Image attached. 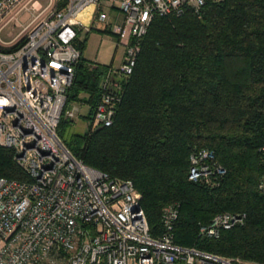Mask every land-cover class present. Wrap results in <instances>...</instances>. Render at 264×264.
Masks as SVG:
<instances>
[{
    "label": "trees",
    "instance_id": "obj_1",
    "mask_svg": "<svg viewBox=\"0 0 264 264\" xmlns=\"http://www.w3.org/2000/svg\"><path fill=\"white\" fill-rule=\"evenodd\" d=\"M79 33L74 44L81 56L66 106L83 100L88 120L109 65L83 57ZM122 87L110 126L66 140L70 121L61 118L67 148L133 182L152 236L165 232L163 209L173 205L176 244L264 264V0L207 1L199 13L155 16ZM201 148L213 150L225 169L211 184L188 179L190 155ZM0 176L27 179L5 147ZM222 212H245V222L217 238L201 237L199 226Z\"/></svg>",
    "mask_w": 264,
    "mask_h": 264
},
{
    "label": "built area",
    "instance_id": "obj_2",
    "mask_svg": "<svg viewBox=\"0 0 264 264\" xmlns=\"http://www.w3.org/2000/svg\"><path fill=\"white\" fill-rule=\"evenodd\" d=\"M207 1L214 0H56L43 14L50 0L22 25L17 15L35 9L34 3L0 0V23L5 19L0 29L12 20L26 30L22 42L14 37L7 41L10 47L0 44V147L13 151L27 175L0 176V264H247L176 244L173 205L163 209L165 232L152 236L133 182L86 164L58 133L61 118H73L81 109L77 103L66 106L81 56L74 44L78 30L109 22L106 6L122 16L117 32L125 55L101 80L100 98L87 122L94 131L113 123L122 83L153 18L199 13ZM224 173L213 150L191 153L189 180L211 184ZM259 187L264 190V182ZM245 219V212L218 213L199 226V235L217 238Z\"/></svg>",
    "mask_w": 264,
    "mask_h": 264
},
{
    "label": "rangeland",
    "instance_id": "obj_3",
    "mask_svg": "<svg viewBox=\"0 0 264 264\" xmlns=\"http://www.w3.org/2000/svg\"><path fill=\"white\" fill-rule=\"evenodd\" d=\"M25 1L27 0H22V3ZM49 1L50 0H30L28 6H31V4L34 3L35 9L22 10L19 12L17 15L19 22L22 23V25L27 23L32 16V12L37 13L39 9L45 8L49 4ZM55 2L56 0H52V4L45 10V12H43V14L51 9ZM104 9L109 12L111 8L108 10L106 6ZM3 21H5V19ZM2 22L0 23V26L4 23ZM106 28L110 29L109 22H98L90 31H82L80 39H85L83 57L90 61H97L106 65H112L113 67H119L122 64L125 55V45L119 42V35L116 26L110 29L113 33L105 31ZM21 29V25L15 24L12 20L9 21L0 29V44L3 47H10L11 43H7V41L14 37H17L15 41L20 39L19 41L22 42L25 38L26 30L21 32ZM78 97L83 98L85 97V94H79ZM72 103L79 104L81 109L73 118L68 119L67 117H64V119L70 121L65 128L64 139L66 140L69 139L72 134L83 133L87 130L88 120L85 119V114L89 108V106H87L88 104L84 103L83 100L73 101Z\"/></svg>",
    "mask_w": 264,
    "mask_h": 264
},
{
    "label": "crops",
    "instance_id": "obj_4",
    "mask_svg": "<svg viewBox=\"0 0 264 264\" xmlns=\"http://www.w3.org/2000/svg\"><path fill=\"white\" fill-rule=\"evenodd\" d=\"M108 17H109V27L110 29L118 27V25L121 23L122 16L119 13V11L116 8H111L110 11L108 12ZM85 29H81L79 33V38H81L82 31ZM85 31H90V30H85ZM118 42V39H117ZM97 62V61H94ZM100 63V62H97ZM250 264H256V263H250Z\"/></svg>",
    "mask_w": 264,
    "mask_h": 264
}]
</instances>
